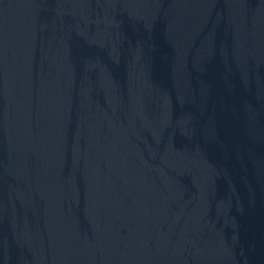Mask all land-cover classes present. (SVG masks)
Here are the masks:
<instances>
[{"label":"water","instance_id":"1","mask_svg":"<svg viewBox=\"0 0 264 264\" xmlns=\"http://www.w3.org/2000/svg\"><path fill=\"white\" fill-rule=\"evenodd\" d=\"M0 264H264V0H0Z\"/></svg>","mask_w":264,"mask_h":264}]
</instances>
